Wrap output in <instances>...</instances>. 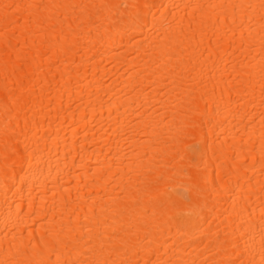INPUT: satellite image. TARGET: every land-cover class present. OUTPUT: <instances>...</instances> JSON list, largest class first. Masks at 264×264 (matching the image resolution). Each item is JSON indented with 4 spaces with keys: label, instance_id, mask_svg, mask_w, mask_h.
<instances>
[{
    "label": "bare ground",
    "instance_id": "6f19581e",
    "mask_svg": "<svg viewBox=\"0 0 264 264\" xmlns=\"http://www.w3.org/2000/svg\"><path fill=\"white\" fill-rule=\"evenodd\" d=\"M0 264H264V0H0Z\"/></svg>",
    "mask_w": 264,
    "mask_h": 264
}]
</instances>
